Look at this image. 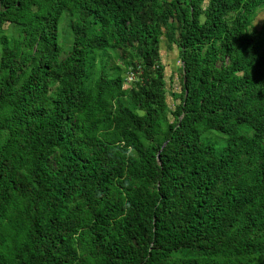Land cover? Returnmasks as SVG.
Instances as JSON below:
<instances>
[{
  "label": "trees",
  "instance_id": "obj_1",
  "mask_svg": "<svg viewBox=\"0 0 264 264\" xmlns=\"http://www.w3.org/2000/svg\"><path fill=\"white\" fill-rule=\"evenodd\" d=\"M260 11L0 0V264H264Z\"/></svg>",
  "mask_w": 264,
  "mask_h": 264
},
{
  "label": "rangeland",
  "instance_id": "obj_2",
  "mask_svg": "<svg viewBox=\"0 0 264 264\" xmlns=\"http://www.w3.org/2000/svg\"><path fill=\"white\" fill-rule=\"evenodd\" d=\"M264 18L263 11H260L257 13V20L260 21ZM65 23V24H64ZM6 26V25H5ZM60 26L63 29L60 31ZM66 22H65V13L62 14L60 17V22H59V39L60 42L62 41L61 34L64 32H67L68 29H66ZM174 37H177V32L174 33ZM68 46L70 44L69 40L66 41ZM161 43V48L159 50V61L163 64L164 66V80H165V88H166V102L167 105L169 106L170 109L174 108V105L178 102V95L180 94V89H181V74H182V67H181V61L179 58V52L178 48L175 43H170L168 42L167 39L162 37L160 38ZM113 52H120V49H110L111 55H113ZM111 64H115L118 66L122 65V62L119 61L117 63V60L115 58H111L110 61ZM181 68V69H180ZM124 72V68H123Z\"/></svg>",
  "mask_w": 264,
  "mask_h": 264
},
{
  "label": "clouds",
  "instance_id": "obj_3",
  "mask_svg": "<svg viewBox=\"0 0 264 264\" xmlns=\"http://www.w3.org/2000/svg\"><path fill=\"white\" fill-rule=\"evenodd\" d=\"M178 48V47H177ZM181 61V60H180ZM182 64V63H181ZM129 69H132L131 68V65L130 66H127V68H126V70H124V73H123V75L122 76H125L124 77V82H123V87H128L130 84H131V82L133 81V79H134V75H132V74H130L127 70H129ZM128 75H131V78L129 79L128 78Z\"/></svg>",
  "mask_w": 264,
  "mask_h": 264
},
{
  "label": "built area",
  "instance_id": "obj_4",
  "mask_svg": "<svg viewBox=\"0 0 264 264\" xmlns=\"http://www.w3.org/2000/svg\"><path fill=\"white\" fill-rule=\"evenodd\" d=\"M128 78L130 79L131 78V75H128Z\"/></svg>",
  "mask_w": 264,
  "mask_h": 264
}]
</instances>
